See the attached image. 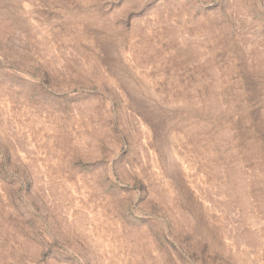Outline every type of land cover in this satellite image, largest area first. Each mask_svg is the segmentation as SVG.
<instances>
[{"label": "rangeland", "instance_id": "374dc122", "mask_svg": "<svg viewBox=\"0 0 264 264\" xmlns=\"http://www.w3.org/2000/svg\"><path fill=\"white\" fill-rule=\"evenodd\" d=\"M0 264H264V0H0Z\"/></svg>", "mask_w": 264, "mask_h": 264}]
</instances>
